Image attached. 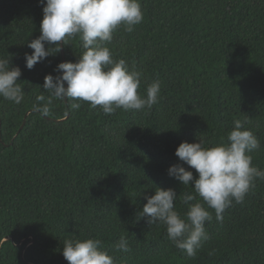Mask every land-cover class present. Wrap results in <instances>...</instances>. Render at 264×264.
Returning <instances> with one entry per match:
<instances>
[{"label": "trees", "instance_id": "1", "mask_svg": "<svg viewBox=\"0 0 264 264\" xmlns=\"http://www.w3.org/2000/svg\"><path fill=\"white\" fill-rule=\"evenodd\" d=\"M140 3L143 21L131 32L118 27L107 46L143 73L141 96L160 82L159 102L105 115L85 101L74 110L71 101L54 100L42 114L33 106L49 95L44 77L60 74L58 63L77 62L84 49L79 37L61 41L59 52L28 69L25 53L40 35L43 5L0 0V57L21 69L24 90L19 104L0 97V264H69L62 251L69 238L99 239L115 264H264V179L242 203L233 201L222 221L209 209V239L194 258L164 224L140 217L157 186L173 188L175 209L186 214L181 197L194 189L168 169L179 163L198 173L176 148L201 138L227 143L236 119L248 121L260 140L252 165L264 170V0ZM121 237L127 252L117 247Z\"/></svg>", "mask_w": 264, "mask_h": 264}, {"label": "clouds", "instance_id": "2", "mask_svg": "<svg viewBox=\"0 0 264 264\" xmlns=\"http://www.w3.org/2000/svg\"><path fill=\"white\" fill-rule=\"evenodd\" d=\"M43 5L40 35L28 41L33 51L25 53L28 69L47 56L60 51V42L79 37L84 49L77 62L58 63V75L47 74L43 89L49 95L37 97L34 111L48 114L54 100L71 101V109H79L80 101L88 102L93 109H102L105 115L117 109H151L159 102L160 82L147 86L146 96L138 89L143 73L129 69L122 58L114 59L107 44L115 30L124 26L133 31L143 21L140 0H39ZM50 45L47 47L45 45ZM55 49V52L52 50ZM21 76L18 66H10V58L0 57V97L21 103L24 90L17 83ZM234 127L227 135V143L205 145L203 138L196 142H181L175 150L181 164H173L168 174L184 186L191 185L194 194L185 192L181 199L188 206L182 217L175 209L176 191L157 186L155 193L146 197L140 217L146 216L149 225L162 223L168 238L175 246L194 258L209 239L206 221H211L214 210L218 221L223 220L225 209L235 201L242 203L246 194L255 186L257 178L264 179V170L252 165L251 153L261 147L260 140L245 125L248 121L234 120ZM199 197V199H197ZM195 201L194 203H192ZM96 238H69L63 242V256L69 264H115L114 258L102 248ZM117 247L129 251L126 238L121 237ZM212 254V253H210Z\"/></svg>", "mask_w": 264, "mask_h": 264}, {"label": "water", "instance_id": "3", "mask_svg": "<svg viewBox=\"0 0 264 264\" xmlns=\"http://www.w3.org/2000/svg\"><path fill=\"white\" fill-rule=\"evenodd\" d=\"M63 56H64V58H65V53H64V52H63ZM29 113H30V112H29ZM29 113H27V115H26V117H25V121H24V124H23L21 130L24 128V126H25V124H26V122H27V118H28V116H29ZM21 130H20V131H21ZM0 138H1V134H0ZM8 239H10V238H6V240H8ZM22 243H23V242H21L19 245L21 246ZM24 254H25V251L23 252V255H24Z\"/></svg>", "mask_w": 264, "mask_h": 264}]
</instances>
